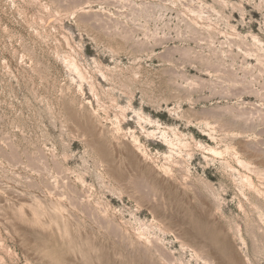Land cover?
<instances>
[{
  "label": "rangeland",
  "instance_id": "374dc122",
  "mask_svg": "<svg viewBox=\"0 0 264 264\" xmlns=\"http://www.w3.org/2000/svg\"><path fill=\"white\" fill-rule=\"evenodd\" d=\"M184 218L264 264V0H0V264H51L42 230L73 264H224Z\"/></svg>",
  "mask_w": 264,
  "mask_h": 264
},
{
  "label": "bare ground",
  "instance_id": "6f19581e",
  "mask_svg": "<svg viewBox=\"0 0 264 264\" xmlns=\"http://www.w3.org/2000/svg\"><path fill=\"white\" fill-rule=\"evenodd\" d=\"M71 111V110H70ZM74 114V113H73ZM72 116V115H71ZM82 116V115H81ZM70 117V116H69ZM72 118V117H71ZM75 120V119H74ZM71 121V120H70ZM72 121H73V119H72ZM76 122V121H75ZM74 122V123H75ZM80 127H82V126H80ZM86 128H88V127H86ZM94 128V127H93ZM96 129V128H95ZM94 129V130H95ZM87 130V129H86ZM90 130H93V129H91L90 128ZM90 130H87L88 131V133H89V131ZM83 131V130H82ZM85 131V130H84ZM87 131H85L86 133H87ZM93 131H91V133H92ZM93 133H95V132H93ZM92 133V134H93ZM102 133V132H101ZM88 137H89V134H86ZM91 135V134H90ZM94 136H96V134H93ZM98 136V135H97ZM90 139V141L88 140L87 142H91V143H93L92 142V140L91 139H93L91 136L89 137ZM88 138L86 137V140H87ZM94 140V139H93ZM95 140H97V139H95ZM94 142H96V141H94ZM90 143V144H91ZM99 143V142H98ZM120 143V142H119ZM93 145H96V144H92V147H93ZM121 145L124 147V150L123 151H125L124 153L125 154H123L124 155V158H125V161L128 163V165L132 168V169H139V165H140V159L138 158V156L136 155V153L131 149V148H129L128 146H126V143H124L123 142V140H122V142H121ZM120 145V146H121ZM104 147V146H103ZM94 148H95V146H94ZM101 148V146L99 145V149ZM95 149H97V146H96V148ZM122 149V148H121ZM98 150V149H97ZM118 150H120V149H118ZM122 151V150H121ZM121 151H119L120 153H121ZM122 151V152H123ZM101 152H103V151H100V155H99V157H102V155H101ZM122 154V153H121ZM120 154V155H121ZM104 155V154H103ZM121 157V156H120ZM103 161H104V159H102ZM121 160H124V159H121ZM105 161L106 162H108V159H105ZM111 161H112V159H111ZM142 165V164H141ZM140 165V166H141ZM119 166H121V165H119ZM128 166V167H129ZM108 167H110V165L108 166ZM114 167V166H113ZM121 168V170L123 171L124 169H122V167H120ZM111 169H113L112 167H110V170ZM114 170V169H113ZM116 170H117V168H116ZM119 170V169H118ZM117 170V171H118ZM130 170V169H129ZM136 170V171H137ZM125 171V170H124ZM114 172V174H116L115 173V171H113ZM118 172H120V170L118 171ZM125 172H127V171H125ZM108 173H110V171H108ZM120 173H122V172H120ZM134 173H136V172H133L132 174L133 175H135ZM150 173H151V169L149 168V166L148 165H145L144 167H141V169H140V174H142V175H144V177L145 176H149V177H151L150 176ZM123 175H125V173H122ZM130 174V173H129ZM136 174H139L138 172L136 173ZM117 176H119L118 174H116ZM122 175V176H123ZM117 176H114V178H116ZM121 176V175H120ZM127 176H129L128 175V173H127ZM131 176V175H130ZM123 177H125V176H123ZM118 178V177H117ZM126 178V177H125ZM130 178V177H129ZM128 178V179H129ZM119 179V178H118ZM117 179V180H118ZM139 179H141V178H139ZM144 179V178H143ZM122 180H124L123 178H122ZM130 180V179H129ZM133 180V179H132ZM135 180V179H134ZM142 180V179H141ZM145 180V179H144ZM121 180H119V181H117V182H120ZM125 181H127L126 179H125ZM138 181V180H137ZM144 182H146V180L144 181ZM121 183V182H120ZM123 183H124V181H123ZM123 183H121V186H124V185H122ZM129 183V182H128ZM143 183V182H142ZM125 184V183H124ZM156 184H157V182H156ZM129 185H131L130 183H129ZM137 185H138V183H137ZM136 185V186H137ZM167 185H168V183H167ZM126 186V185H125ZM132 186V185H131ZM130 187V186H129ZM140 187V186H139ZM158 187V186H157ZM159 187H162L163 188V185L162 186H159ZM124 188H128V187H124ZM135 188H137V187H135ZM155 188V187H154ZM165 188H167V186L165 187ZM168 188H169V185H168ZM172 188V187H171ZM161 189V188H160ZM173 189V188H172ZM157 190V189H156ZM169 190V189H168ZM174 190H176V189H174ZM160 191V190H159ZM161 191H164V190H162L161 189ZM128 192H129V190H128ZM131 192V191H130ZM129 192V193H130ZM133 192V191H132ZM166 192V191H165ZM164 192V193H165ZM168 192V191H167ZM170 192H171V190H170ZM134 193V192H133ZM160 193V192H159ZM164 193L162 194V195H164ZM135 194V193H134ZM134 194H131V196L133 197V195ZM168 194V196L171 194V193H167ZM166 194V195H167ZM174 194V193H173ZM178 194V193H177ZM165 195V196H166ZM175 195V194H174ZM179 195V194H178ZM135 197H136V194L134 195ZM160 196H161V194H160ZM165 196H163V197H160V198H164ZM171 196V195H170ZM167 197V196H166ZM171 197H173V196H171ZM180 197V196H179ZM178 197V198H179ZM134 198V197H133ZM136 198H138V199H140L139 197H136ZM135 198V199H136ZM159 198V197H158ZM159 198V199H160ZM175 198H176V196H175ZM169 199H171V198H169ZM168 199V200H169ZM173 199V198H172ZM143 201H144V199H142ZM141 200V201H142ZM164 200V199H163ZM167 200V199H166ZM165 200V201H166ZM174 200V199H173ZM177 199H175V201H176ZM179 200H181V199H179ZM136 201H137V199H136ZM139 201V200H138ZM141 201H139V202H141ZM172 201V200H171ZM185 201V200H184ZM162 202V201H161ZM166 202H168V201H166ZM173 202V201H172ZM171 202V203H172ZM142 203H144V202H142ZM159 203H160V201H159ZM158 203V204H159ZM175 203V202H174ZM176 205V204H175ZM174 205V206H175ZM178 205V204H177ZM171 207H172V205H170ZM170 206H169V208H170ZM149 207V209H150V207L151 206H148ZM152 207H154L153 209H155V206L154 205H152ZM173 208V207H172ZM157 209H159V208H156V210H154V213L153 214H155L156 215V217L160 220V221H162V222H164L165 224H168V225H175L174 224V221H176V217H175V212H174V214H173V210L171 211V209H169V210H166V209H164V210H161V211H158ZM163 209V208H162ZM151 210V209H150ZM160 210V209H159ZM174 210H175V207H174ZM152 211V210H151ZM38 214V213H37ZM204 216V215H203ZM206 217V216H205ZM181 218H183V217H181ZM202 218V217H201ZM20 219V218H19ZM185 220H188V222L187 221H185ZM25 221V220H24ZM30 222V221H29ZM210 222H211V220H210ZM208 220H201V219H196V220H194V221H191V219H186V218H184L183 219V224H181L182 226L180 227V229H179V232H180V234L181 235H183V236H185V237H188L189 236V238L191 237V238H198V240H197V242L200 244L199 245V248H201L200 250H202L204 247H207L208 248V253H210V254H212L213 256H214V258H216V259H218V261H220L221 263H224V264H241L240 263V261L236 258V257H234L233 256V254H232V252H230V247H229V244H228V242H227V240H226V238L225 237H223V236H221L220 234H217V232L215 231V229L212 227L211 228V224H213V222H211L210 223ZM15 225V224H14ZM170 226V227H171ZM176 226V225H175ZM213 226H214V224H213ZM177 227V226H176ZM172 228V227H171ZM48 229V228H47ZM173 229H175L174 227H173ZM177 229V228H176ZM21 230V229H20ZM54 232V231H53ZM178 232V233H179ZM28 233H30V232H28ZM27 233V234H28ZM31 233H33V232H31ZM26 234V233H25ZM54 235H55V233H53ZM179 234V235H180ZM31 235H32V237H31ZM30 237L31 238H33V239H35L36 240V245H35V247H34V249H35V251L37 252V254H38V256L40 257V259H43V260H46V261H48L49 263H51V264H73V262L71 261L72 259H69L68 257H67V252H66V247H64V245H63V243H61V241H59L58 239H57V235L56 236H53V235H51V234H48V231H43L42 230V232L40 233V232H34V234H30ZM27 238V237H26ZM190 238V239H191ZM28 240V239H27ZM193 240V239H192ZM63 242H65V241H63ZM70 242V241H69ZM192 242V241H191ZM193 242H195V240L193 241ZM196 243V242H195ZM194 243V244H195ZM198 243H196L195 245L196 246H198ZM193 244V245H194ZM80 249V248H79ZM195 249H196V247H195ZM205 250V248L203 249V251ZM104 254H106L105 252H104ZM97 257V256H96ZM101 257V256H100ZM104 257V256H103ZM98 258V257H97ZM99 259V258H98ZM101 259V258H100ZM99 259V260H100ZM93 261V260H92ZM107 262V261H106ZM75 263V262H74ZM99 264H100V261H99Z\"/></svg>",
  "mask_w": 264,
  "mask_h": 264
}]
</instances>
